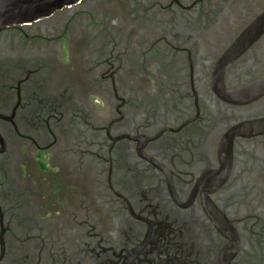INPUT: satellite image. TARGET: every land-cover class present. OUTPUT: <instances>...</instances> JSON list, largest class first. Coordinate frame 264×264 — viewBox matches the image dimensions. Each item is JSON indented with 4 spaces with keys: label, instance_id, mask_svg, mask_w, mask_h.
I'll use <instances>...</instances> for the list:
<instances>
[{
    "label": "flooded vegetation",
    "instance_id": "af4514ba",
    "mask_svg": "<svg viewBox=\"0 0 264 264\" xmlns=\"http://www.w3.org/2000/svg\"><path fill=\"white\" fill-rule=\"evenodd\" d=\"M124 8L0 31V264H264V0Z\"/></svg>",
    "mask_w": 264,
    "mask_h": 264
},
{
    "label": "water",
    "instance_id": "95a60500",
    "mask_svg": "<svg viewBox=\"0 0 264 264\" xmlns=\"http://www.w3.org/2000/svg\"><path fill=\"white\" fill-rule=\"evenodd\" d=\"M83 0H0V31L16 25H31ZM264 34V10L244 29L218 62L222 73Z\"/></svg>",
    "mask_w": 264,
    "mask_h": 264
},
{
    "label": "rangeland",
    "instance_id": "374dc122",
    "mask_svg": "<svg viewBox=\"0 0 264 264\" xmlns=\"http://www.w3.org/2000/svg\"><path fill=\"white\" fill-rule=\"evenodd\" d=\"M127 0H103L104 8L106 11H111L114 13L117 17H120L121 14H125V8L124 4H126ZM87 9H90L89 4L84 7L83 10L77 11L74 14H71L67 16L66 14H59L57 15L58 17H68V19L62 20L63 25L70 26L67 27V30L70 31V39L63 42H59L60 44L58 45L59 51L61 52L63 58L61 59L62 62L65 63V59H67L68 63L67 65H81L83 62V59L85 57V49L84 46L81 44L82 40L81 38H84V33L81 28L80 22L82 21L80 13L88 11ZM91 10V9H90ZM122 17V16H121ZM105 19V18H104ZM122 18H118L119 21H121ZM113 20V17H111L110 21ZM125 20L128 22L130 21V17L126 14L125 15ZM67 21V22H66ZM109 21V20H106ZM94 22V21H93ZM76 25V26H75ZM63 31H57V33H62ZM66 32V30H65ZM64 32V33H65ZM83 43V42H82ZM65 73V79L66 82H70V78L67 77L68 74L67 72L63 71ZM73 75L74 77H79V73H76L75 70H73ZM59 80V78H57ZM58 80H56L58 82ZM72 84H78V83H72ZM57 86V85H56ZM31 168V167H30ZM34 168V167H33ZM31 168L32 171H35V169Z\"/></svg>",
    "mask_w": 264,
    "mask_h": 264
}]
</instances>
